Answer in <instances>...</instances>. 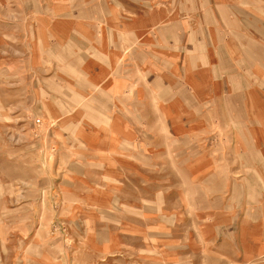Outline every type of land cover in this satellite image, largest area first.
I'll use <instances>...</instances> for the list:
<instances>
[{"label": "crops", "instance_id": "obj_1", "mask_svg": "<svg viewBox=\"0 0 264 264\" xmlns=\"http://www.w3.org/2000/svg\"><path fill=\"white\" fill-rule=\"evenodd\" d=\"M1 139L9 184L52 172L88 262L264 264V0H0ZM7 212L0 264L10 233L8 264L47 257Z\"/></svg>", "mask_w": 264, "mask_h": 264}, {"label": "rangeland", "instance_id": "obj_2", "mask_svg": "<svg viewBox=\"0 0 264 264\" xmlns=\"http://www.w3.org/2000/svg\"><path fill=\"white\" fill-rule=\"evenodd\" d=\"M41 122L39 120H34L30 128L26 129L32 132V137L34 140H38L40 133ZM23 128V126H22ZM21 128V129H22ZM7 131V129H6ZM0 145L6 147L11 145V140L1 139ZM17 141V142H15ZM12 140V143L15 142L17 145L16 148H23V143L25 139H16ZM4 153L0 154V163H3V160H7V148L2 149ZM1 150V151H2ZM38 157V156H37ZM50 158L47 157L48 162ZM23 162V160H21ZM32 161V170L24 171L23 169H17L14 171L18 180L16 183H10L11 180L7 168L3 164H0V212H4V218L9 217L8 210H17L25 211L27 215V220L31 225V228L35 224H41V229L36 237V240H40L44 245H48L47 257L39 256L38 249H32V251L26 254L27 258H32L34 261L32 264H150L143 263L142 261L136 259L133 255L129 258H121L120 256H113L109 258H99L93 259V261L88 262L86 252L78 249V242H80L77 237L72 234V222L73 219L67 214L70 213V208L66 207L61 209L62 204L57 198L55 189L51 184L55 181L53 174L50 170H37L34 168V164L37 167L39 164V157L30 159ZM13 173V172H11ZM24 178H27V182H24ZM39 194L43 196L41 199ZM41 200H43L41 202ZM27 201V202H25ZM44 202V203H43ZM71 205V204H69ZM68 205V206H69ZM7 222V219H5ZM7 225V224H6ZM29 225V226H30ZM8 228V227H7ZM10 229V228H9ZM41 232V233H40ZM8 237L11 249L5 251V263H10L13 260V257H16V260L22 262V255H19L21 252V247L23 237L16 233H10ZM27 241V240H26ZM7 243V242H6ZM46 245V246H47ZM24 259L25 256L23 255Z\"/></svg>", "mask_w": 264, "mask_h": 264}]
</instances>
